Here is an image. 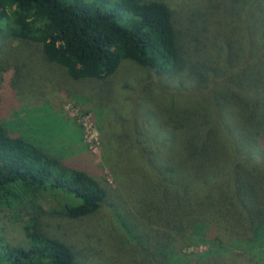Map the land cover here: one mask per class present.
Instances as JSON below:
<instances>
[{
    "label": "trees",
    "instance_id": "trees-1",
    "mask_svg": "<svg viewBox=\"0 0 264 264\" xmlns=\"http://www.w3.org/2000/svg\"><path fill=\"white\" fill-rule=\"evenodd\" d=\"M179 7L0 0V24L40 43L73 79L108 80L131 62L184 98L157 105L144 94L137 105L148 126L136 141L151 142L138 150L154 179L130 197L134 212L119 199L118 213L111 202L126 257L109 247L111 264H264V0ZM8 108L0 105V206L25 211L24 239L0 245V264H89L74 244L45 231L41 216L86 219L106 203L110 185L90 164L92 150L53 153L12 124ZM155 153L164 159L154 162ZM191 242L206 248L183 253Z\"/></svg>",
    "mask_w": 264,
    "mask_h": 264
},
{
    "label": "rangeland",
    "instance_id": "rangeland-1",
    "mask_svg": "<svg viewBox=\"0 0 264 264\" xmlns=\"http://www.w3.org/2000/svg\"><path fill=\"white\" fill-rule=\"evenodd\" d=\"M168 2L180 13L179 4L186 0ZM165 83L153 71L131 62H125L108 80L73 79L44 56L40 43L15 37L5 23L0 24V105L9 106L7 117L12 116V124L43 141L53 153L70 156L92 150L90 164L98 166V177L110 185L106 203L89 218L71 221L50 213L41 216L43 229L74 244L77 256L89 264H111L109 247L126 260L124 226L115 216L123 212L117 200L134 212L130 197L143 191L141 184L154 179L138 150V145L150 146L151 142L136 141V130L148 126V121L138 120L137 105L139 111L144 94L157 105L172 97L184 101L172 84ZM107 88L110 93L105 96ZM163 159L158 155V160ZM111 202H116L117 212ZM123 213L120 218L125 221ZM24 216L25 211L0 206V245L24 239ZM205 248L191 242L182 252Z\"/></svg>",
    "mask_w": 264,
    "mask_h": 264
}]
</instances>
